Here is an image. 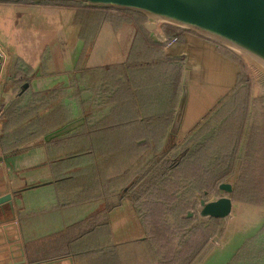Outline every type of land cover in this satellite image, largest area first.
<instances>
[{
	"label": "trees",
	"instance_id": "trees-1",
	"mask_svg": "<svg viewBox=\"0 0 264 264\" xmlns=\"http://www.w3.org/2000/svg\"><path fill=\"white\" fill-rule=\"evenodd\" d=\"M43 3L76 10L84 47L67 85L31 91L25 87L27 68L17 76L13 95L0 104V150L5 153L72 127L45 143L53 174L47 204L19 212L28 262L64 257L75 264L202 260L223 235L224 223L184 218L200 197H217L219 185L231 182L235 202L264 207V75L219 46L239 67L236 84L178 139L176 114L186 92V59L168 55L166 43L150 37L144 28L147 17L83 2ZM104 22L115 29L134 23L138 31L126 61L90 68L86 61ZM162 29L177 42L195 34L172 25ZM168 160V169L138 202L132 201L142 238L112 244L108 213L129 201ZM226 264H264V225Z\"/></svg>",
	"mask_w": 264,
	"mask_h": 264
},
{
	"label": "crops",
	"instance_id": "crops-1",
	"mask_svg": "<svg viewBox=\"0 0 264 264\" xmlns=\"http://www.w3.org/2000/svg\"><path fill=\"white\" fill-rule=\"evenodd\" d=\"M75 16L76 10L63 3H0V26L10 35L14 34L16 40L25 45L28 51H35L38 46H43L36 58L37 63L40 61V65L34 69L36 61L33 66L28 65L22 57L11 53L0 40V45L6 50L8 56L3 68L0 66V104L13 95L17 76L20 75L21 70L24 71L28 67L31 69L28 71L30 78L28 82L26 80L25 87L31 91H46L68 84L69 75L75 71L84 47V41L81 38L82 27L76 24ZM137 31V25L134 23H124L117 29L110 22L102 23L86 65L91 68L126 61ZM146 31L149 33L148 30ZM150 37L153 38L151 35ZM219 46L199 35L186 34L180 42L166 48L168 55L184 56L186 59L187 94L188 88L192 85H197L198 88L210 87L206 92L215 93L214 97H211V103L202 111H191L189 115L191 123L186 128L183 127V121L188 110L184 111L180 125L176 129L178 139L183 138L236 84L239 67L219 50ZM225 92L227 93L224 95ZM199 117L202 118L197 121ZM0 156L3 157L0 160V197L6 195L13 197L16 211L13 221L17 222L20 229V210L30 211L34 207L42 208L48 202L47 190L53 182V174L48 162L46 145L41 143L9 153L0 150ZM3 206L7 208L11 217L10 203L6 202ZM75 217L77 216H72V218ZM110 225L113 231L112 224ZM6 232L8 234L4 237L11 238L17 234V228L11 225ZM141 235L142 229L138 225V234L131 240ZM246 237L244 236L241 241ZM221 239L222 236L219 240ZM22 240L24 244L23 235ZM217 245L219 244L214 242L205 258L198 264H226L239 244L231 247L229 251H225L221 244L220 249ZM9 257L13 261L22 259L19 252H16L15 258L11 254ZM61 262L67 264L64 261Z\"/></svg>",
	"mask_w": 264,
	"mask_h": 264
},
{
	"label": "water",
	"instance_id": "water-1",
	"mask_svg": "<svg viewBox=\"0 0 264 264\" xmlns=\"http://www.w3.org/2000/svg\"><path fill=\"white\" fill-rule=\"evenodd\" d=\"M21 1L25 0H0V3H19ZM29 1L34 2V4H41L46 1H75L83 2L88 6H101L117 10L140 12L147 17L145 28L155 41L165 43L167 37L162 29L163 25H172L186 31L194 32L203 38L230 49L240 56L249 66L254 67L264 75V0ZM16 39L14 34L10 35V33L6 32L3 27L0 26V40L7 46L8 50L22 57L28 65L33 66L43 46H38L35 51H28L26 46L19 43ZM39 65L40 61H38V63L36 61L34 69H37ZM186 99L187 93L185 92L176 114L177 122H180L183 116ZM70 128H72L71 125L62 127L44 137H40L26 144L24 148H30L41 143L49 142L53 138L63 135ZM2 159L3 157L0 156V160ZM219 190L221 193L225 194L208 201L200 197L198 206L195 210L189 212V214L194 215V213L197 212L203 222L211 218H220L225 225V223L232 218V210L235 204L233 200V184L231 182H224L219 185ZM12 198L11 195L0 197V264H30L24 249L19 225L17 222L13 221L15 218V207ZM6 202H9L11 205V217L7 208L3 206ZM11 225L16 226L17 234L6 239L4 236L8 234L6 231ZM225 227L226 226H224V230ZM256 232L247 236L235 249L237 250L246 239ZM16 252H19L22 257L20 261L16 259L13 261L9 257V254H11L12 257L15 258ZM6 258L8 260H4ZM202 260L195 264L202 262ZM61 261H68L69 264H74L72 257L46 261L39 264H56Z\"/></svg>",
	"mask_w": 264,
	"mask_h": 264
},
{
	"label": "rangeland",
	"instance_id": "rangeland-1",
	"mask_svg": "<svg viewBox=\"0 0 264 264\" xmlns=\"http://www.w3.org/2000/svg\"><path fill=\"white\" fill-rule=\"evenodd\" d=\"M208 88L210 87L198 88L197 85H192L188 88L186 99L188 103L185 104L184 107V111L188 110V114H186V118H184L183 121L184 128H186L188 124L191 123L189 116L191 111L200 112L211 103V97H214L215 93L206 92ZM226 93L227 92H225L224 95ZM202 117H199L197 121ZM166 165L168 164L166 163ZM166 165H163L164 167H161V169L158 171L155 170L137 187L135 191H133L131 194L133 200L138 201L141 198V196L144 194L143 192L150 188L161 176L162 172L166 168ZM111 223L114 239L118 242L131 240L136 236V234H138V221L135 218L132 205L129 202L124 203L122 206L114 209L111 212ZM263 225V206L235 202L234 208L232 210V218H230V220L225 223L226 227L223 232L222 239H218L215 244H221L225 251H229L231 247L235 246L236 244H240L239 242H242L241 239L244 238V236H249L256 230H260ZM219 245H217V247H219Z\"/></svg>",
	"mask_w": 264,
	"mask_h": 264
},
{
	"label": "flooded vegetation",
	"instance_id": "flooded-vegetation-1",
	"mask_svg": "<svg viewBox=\"0 0 264 264\" xmlns=\"http://www.w3.org/2000/svg\"><path fill=\"white\" fill-rule=\"evenodd\" d=\"M29 4H34V3H29ZM51 4H55V3H51ZM178 121H179V120H178ZM180 122H181V120H180ZM180 122H178V124H177V125H178L177 128L179 127ZM177 128H176V129H177ZM166 163H167L168 165H166ZM171 164H172V161H171V160H168V161H166L163 165H166V168H165V169L167 170L168 167H169ZM163 165H162L161 167H164ZM161 167L158 168L157 171H158L159 169H161ZM165 169H164V171L162 172V174L166 171ZM157 171H156V172H157ZM162 174H161V175H162ZM150 188H151V187H150ZM150 188H148V189H150ZM136 189H137V188H136ZM148 189H146V191H147ZM134 191H135V190H134ZM146 191H145V192H146ZM145 192H143V193H145ZM132 193H133V192H132ZM132 193H131V194H132ZM131 194H130V197L128 198L129 201H128V200H127V201H124L120 206H122V205H123L124 203H126V202H129V203L132 205V208H134V207H133V204H132V201L136 203V202H138L139 200H138V201L133 200V197H132ZM224 194H225V193H221V195H224ZM219 196H220V195H219ZM141 197H142V196H141ZM217 197H218V196H217ZM62 198H63V196H62ZM214 198H215V197H214ZM212 199H213V198H212ZM199 200H200V198H199ZM205 200H206V199H205ZM210 200H211V199H210ZM206 201H208V200H206ZM46 204H47V203H46ZM198 204H199V201H198ZM198 204L196 205V207L198 206ZM44 205H45V204H44ZM120 206H118V207H120ZM118 207H116V208H118ZM196 207H194V208H192L191 210H189L188 213L184 216V218H194V219H199V221H200L201 223H204V222L200 219V217H199V215H198L197 212H195L194 215H193V214H192V215L189 214V212H191L192 210H195ZM100 208H103V207L101 206ZM116 208H115V209H116ZM113 210H114V209H113ZM113 210H112V211H113ZM112 211H111V212H112ZM111 212L108 213V218L110 219V223H111V217H109V215L111 216ZM133 212H134V210H133ZM11 215H12V214H11ZM134 215H135V214H134ZM15 216H16V211H15ZM211 219H214V218H211ZM211 219H209V220H211ZM215 219H220V218H215ZM209 220H208V221H209ZM205 222H207V221H205ZM111 224H112V223H111ZM137 225H138V224H137ZM110 227H111V225H110ZM111 231H112V229H111ZM111 233H112V244H118V243H120V242H118V241H116V240L114 239L113 231H112ZM142 236H143V232H142V235L139 236V237H137L136 239H138V238H142ZM64 258H66V257H64ZM59 259H63V258H59ZM72 259H73V258H72ZM55 260H57V259H55ZM65 262H67V264H69L68 261H64V263H65ZM73 262H74V259H73ZM61 264H62V262H61ZM74 264H75V262H74Z\"/></svg>",
	"mask_w": 264,
	"mask_h": 264
},
{
	"label": "built area",
	"instance_id": "built-area-1",
	"mask_svg": "<svg viewBox=\"0 0 264 264\" xmlns=\"http://www.w3.org/2000/svg\"><path fill=\"white\" fill-rule=\"evenodd\" d=\"M177 42V37H172L170 39H167L166 48L171 47L174 43ZM8 59L6 50L0 45V66L3 68V66L6 64Z\"/></svg>",
	"mask_w": 264,
	"mask_h": 264
}]
</instances>
